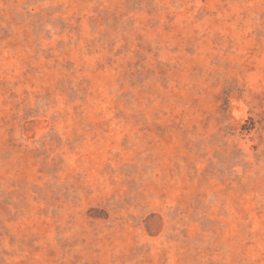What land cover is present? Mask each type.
Masks as SVG:
<instances>
[{"label": "rangeland", "instance_id": "374dc122", "mask_svg": "<svg viewBox=\"0 0 264 264\" xmlns=\"http://www.w3.org/2000/svg\"><path fill=\"white\" fill-rule=\"evenodd\" d=\"M0 264H264V0H0Z\"/></svg>", "mask_w": 264, "mask_h": 264}]
</instances>
